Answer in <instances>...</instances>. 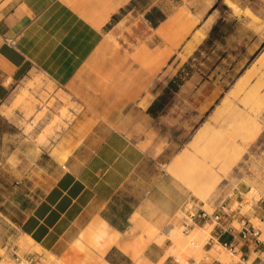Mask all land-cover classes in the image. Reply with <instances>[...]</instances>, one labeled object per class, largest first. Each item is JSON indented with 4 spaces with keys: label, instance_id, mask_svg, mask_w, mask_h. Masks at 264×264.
Listing matches in <instances>:
<instances>
[{
    "label": "crops",
    "instance_id": "1",
    "mask_svg": "<svg viewBox=\"0 0 264 264\" xmlns=\"http://www.w3.org/2000/svg\"><path fill=\"white\" fill-rule=\"evenodd\" d=\"M219 2L259 16L264 7V0H0V260L25 236L77 260L71 242L88 229L104 247L101 264L135 263L122 233L139 221L165 223L181 201L168 182L154 185V161L179 150L221 92V82L195 72L170 102L159 101L203 49ZM254 40L249 54L261 44ZM36 72L53 82L50 95L62 92L77 106L58 99L48 108L47 119L62 106L72 116L44 142L36 137L46 123L31 138L4 112ZM163 254L149 243L144 257L158 264Z\"/></svg>",
    "mask_w": 264,
    "mask_h": 264
},
{
    "label": "rangeland",
    "instance_id": "2",
    "mask_svg": "<svg viewBox=\"0 0 264 264\" xmlns=\"http://www.w3.org/2000/svg\"><path fill=\"white\" fill-rule=\"evenodd\" d=\"M218 10V13L221 14L211 35L203 45V49L197 51L181 67L176 75L169 80L159 101H162L163 105L170 102L184 80L195 72H198L202 79L213 78L221 82L217 83L221 92L211 108L203 112L201 120L187 128L183 141H180L179 150L171 153L169 160L165 163L154 161V166L150 171L152 172L151 176L153 177L154 185L165 187L161 182L163 180L168 182L171 198H176L178 201H181L165 223L158 224L157 222L139 221L133 228L122 233L121 237L128 241L135 249V253L131 254L135 261L134 264H155L153 261L144 257L146 246L149 243L160 245L164 249V254L158 261V264H162L168 256H174L180 260H186L189 257L200 259L205 255L218 258L214 253H211L215 249L213 248L214 246L210 252L206 251L210 245H206L205 247V244L208 241L211 231L214 230L213 225L209 223L205 225L209 226L208 229H211L205 237L204 243L201 242V246L197 247L199 250L195 252L184 251L182 254L178 253L171 232L180 230L184 235L190 233H184L181 226V217L183 215L181 204L187 198L194 200L199 206H203L210 211L222 201L229 203L233 208L240 205L241 211L248 214L252 222L262 229L261 237L264 239V222L254 215L251 209L254 199L260 195L264 197V111L261 115V132L248 144V147L243 151L239 159L232 165L227 163L219 164L220 180L211 190L208 200L203 201L189 187L191 185L189 182L198 180L201 176L200 170L189 167L176 168L173 164L176 155L188 149L198 128H202L206 123L211 121V114L222 97L234 88V85L243 78V75H246L252 67L258 64L259 59H264V7L261 8V16L256 15L248 8L237 11L233 7H227L223 2L218 3ZM233 36L236 38H233ZM253 36L257 37L258 40L261 38V44L255 49V46L250 48L251 53L249 54L248 47L251 46V42L255 41V37ZM171 81L175 82L174 84L181 81L182 83L175 90L170 85ZM166 82L167 79L165 78L159 80L155 90H160L163 83ZM21 83L24 84L14 92L11 106L5 107L4 112L9 113L10 115L8 116L12 117L16 123L24 126V130L30 134L31 138H34L32 135L34 128L40 122L46 123L41 133L36 137L37 142H44L47 136L55 132V129H60L62 123L61 117L72 116V113L67 112L66 106L69 105L74 108L77 106L73 102H70L69 97L62 92L50 95L54 91L51 84L53 82L41 72L34 73ZM47 97H49L48 100ZM58 99H61L66 106L60 107L61 115L55 114L52 115L51 119H47L50 113L48 108L53 107ZM40 104H43V109L37 110ZM18 110L22 113L19 121L17 119L18 115L16 114ZM182 173H185L183 179L177 175L179 174L181 176ZM187 181H189L188 184ZM234 224L240 226L237 220L234 221ZM87 230L76 233L75 238L71 242L70 250L73 251L75 249L77 251L73 252L74 255H77V260H70L68 258L69 254L59 256L51 250L28 244L23 239L17 242L19 247L17 252L20 254L37 252L41 257L40 264H101L103 262L104 247L97 241L96 237L88 234ZM190 237H185L188 245ZM194 240L198 241V239ZM78 241H82L85 245L80 246ZM77 247L80 248L78 249ZM222 248L230 257V260L224 263L233 264V261L239 258L240 253L231 254L230 251L224 247ZM84 254H89V256ZM0 264L13 263L11 257L5 255L0 260Z\"/></svg>",
    "mask_w": 264,
    "mask_h": 264
},
{
    "label": "bare ground",
    "instance_id": "3",
    "mask_svg": "<svg viewBox=\"0 0 264 264\" xmlns=\"http://www.w3.org/2000/svg\"><path fill=\"white\" fill-rule=\"evenodd\" d=\"M252 78L254 79L252 80ZM263 111L264 59H259L258 64L252 67L246 75H243V78L234 85V88L222 97L211 114V121L202 128H198L188 149L176 155L174 159L173 164L176 168L189 167L200 170L201 176L198 180L187 181V184L188 182L191 183L188 186L203 201L208 200L211 190L220 180L219 164L232 165L235 163L248 147V144L261 132ZM6 114L10 115L9 113ZM184 174L177 175L183 179ZM206 225H196L187 235L182 234L180 230L172 231L171 235L178 253L199 250L197 247L201 246V242L204 243L203 241L211 229H208L209 226ZM25 237L28 244L40 245L30 236ZM185 237H190L189 245ZM194 239H198V241ZM79 245L85 244L80 241ZM213 248L215 249L211 253H214L219 260L223 262L230 260L227 252L218 243ZM72 252L77 251L73 249Z\"/></svg>",
    "mask_w": 264,
    "mask_h": 264
},
{
    "label": "built area",
    "instance_id": "4",
    "mask_svg": "<svg viewBox=\"0 0 264 264\" xmlns=\"http://www.w3.org/2000/svg\"><path fill=\"white\" fill-rule=\"evenodd\" d=\"M252 213L264 222V197L259 196L252 203ZM183 213L181 226L184 233H189L196 225H213V229L205 244L210 245L209 251L217 243L231 252L238 254L239 258L233 264H264V239L261 237L262 229L256 226L250 216L241 211L240 205L233 208L224 201L216 205L213 210L199 206L194 200L187 198L181 206ZM237 220L240 226H236ZM193 245H195L192 242ZM13 264H40V254L27 252L20 254L14 251L11 257ZM234 260V259H233ZM44 264V263H42ZM162 264H226L218 258L205 255L200 259L189 257L180 260L171 256Z\"/></svg>",
    "mask_w": 264,
    "mask_h": 264
},
{
    "label": "trees",
    "instance_id": "5",
    "mask_svg": "<svg viewBox=\"0 0 264 264\" xmlns=\"http://www.w3.org/2000/svg\"><path fill=\"white\" fill-rule=\"evenodd\" d=\"M216 5H217V4H215L214 7H216ZM174 83H175V82L171 81V82H170V85H171V87H173V89L176 90V89L178 88V85H179L180 83H182V81L179 82V83H176V84H174Z\"/></svg>",
    "mask_w": 264,
    "mask_h": 264
}]
</instances>
